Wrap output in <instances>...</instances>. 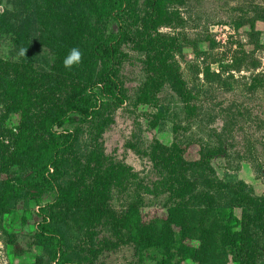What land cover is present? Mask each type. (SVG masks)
Wrapping results in <instances>:
<instances>
[{
  "label": "trees",
  "instance_id": "16d2710c",
  "mask_svg": "<svg viewBox=\"0 0 264 264\" xmlns=\"http://www.w3.org/2000/svg\"><path fill=\"white\" fill-rule=\"evenodd\" d=\"M174 1L148 0L146 8L158 15L166 2ZM136 5L137 0H16L15 8L23 18L15 23L12 17L14 21L6 27L16 42L26 41L29 25L35 21L41 38L20 43L25 51L19 61L0 58V102L7 103L6 114L19 117L13 128L4 130L9 145L0 143V165L23 172L19 183L32 199L54 193L48 207L64 208L71 216L84 214L87 226L109 217V210L102 208L109 188L132 174L125 166L104 165V159L91 152L79 175L60 185L62 163L72 152L77 136L64 126L88 124L97 134L102 133L103 126L110 123L107 108L124 105L127 96L117 78L121 56L125 55L120 48L131 45L145 52L147 76L136 95L138 104L153 103L168 82L186 116L190 117L195 108L190 104L192 91L168 63L174 55L175 38L158 32L162 22L152 15L142 21L134 15V20ZM253 11L252 22L262 19L260 8ZM3 16L1 13L0 20ZM92 17L98 23L115 25L116 31L92 33L88 44L81 43L82 29L93 27ZM43 19L67 23V27L46 32L49 27L44 26ZM239 27L235 22V28ZM37 46L48 47L53 55L48 69L34 65ZM73 48L81 52V61L66 68L63 61ZM180 128L178 123L173 125L174 140L169 146L156 143L149 151L158 176L153 189L167 195L165 218L143 223L137 214L126 215L137 212L130 205L124 216L113 217L114 232L119 236L125 232L140 251L156 252L159 258L155 264H181L184 260L195 264H262L258 257L264 255V197L252 199L241 182L226 183L217 177L211 159L225 153V148L199 145L196 157L188 159L194 142L178 139ZM12 189L7 179L1 182L0 210L4 207L2 198ZM47 226L44 221L39 224L38 243L57 264H72L63 259L62 238Z\"/></svg>",
  "mask_w": 264,
  "mask_h": 264
},
{
  "label": "rangeland",
  "instance_id": "374dc122",
  "mask_svg": "<svg viewBox=\"0 0 264 264\" xmlns=\"http://www.w3.org/2000/svg\"><path fill=\"white\" fill-rule=\"evenodd\" d=\"M147 2L137 0L133 18L141 20L152 15L162 22L158 32L175 38L174 55L168 63L186 89L192 91L193 113L186 116L178 107L180 98L168 82L153 103L138 104L136 95L147 76L145 52L131 45L122 46L120 50L125 55L121 56L117 78L126 102L107 108L110 123L103 126L102 133L97 134L88 124L64 126L77 136L72 152L62 163L63 174L58 183L64 185L79 175L91 152L104 159V165L125 166L135 177L128 176L109 188L102 206L104 211L109 210V217L87 226L84 214L71 216L64 208H49L54 193L32 199L19 183L23 172L0 165V185L7 179L13 186L12 193L1 200L4 207L0 210V264H57L37 241L38 226L43 221L62 238L66 262L155 264L159 258L156 252L140 251L125 232L116 234L112 219L124 216L130 205L137 212L126 215L137 214L143 223L165 218L167 195L153 189L158 176L149 151L156 143L171 144L175 123L181 126L177 138L194 142L188 149V159L196 157L199 145L214 150L223 147L225 153L211 159L217 177L226 183L241 182L252 199L264 197V0H176L166 2L158 15L150 14ZM15 7L16 0H0V14H5L0 20V58L9 62L20 60L25 51L21 42H38L41 38L39 25L33 21L26 41H15L16 37L6 30L13 18L15 23L23 18ZM257 7L262 19L252 22ZM237 21L240 27L236 29ZM41 22L49 27L46 32H51V28L64 31L67 27V23H47V19ZM90 24L92 28L81 31V43L88 44L92 33L116 31L115 25L98 23L96 17L90 19ZM34 50V65L48 69L53 61L48 47L37 46ZM6 107L7 103L0 102V143L4 146L9 145L4 130L13 128L19 118L6 114ZM258 260L264 264V255ZM181 264L195 263L184 260Z\"/></svg>",
  "mask_w": 264,
  "mask_h": 264
},
{
  "label": "clouds",
  "instance_id": "9594fccd",
  "mask_svg": "<svg viewBox=\"0 0 264 264\" xmlns=\"http://www.w3.org/2000/svg\"><path fill=\"white\" fill-rule=\"evenodd\" d=\"M81 61V52L77 48H73L70 54L65 58L63 64L66 68H70L73 64H78Z\"/></svg>",
  "mask_w": 264,
  "mask_h": 264
}]
</instances>
